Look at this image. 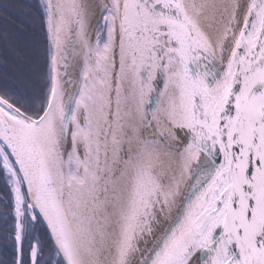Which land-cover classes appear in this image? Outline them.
Wrapping results in <instances>:
<instances>
[{"label": "snow or ice", "instance_id": "1", "mask_svg": "<svg viewBox=\"0 0 264 264\" xmlns=\"http://www.w3.org/2000/svg\"><path fill=\"white\" fill-rule=\"evenodd\" d=\"M0 83V264H264V0H37Z\"/></svg>", "mask_w": 264, "mask_h": 264}, {"label": "trees", "instance_id": "2", "mask_svg": "<svg viewBox=\"0 0 264 264\" xmlns=\"http://www.w3.org/2000/svg\"><path fill=\"white\" fill-rule=\"evenodd\" d=\"M37 0H0V83L17 62L15 51L42 56L45 46Z\"/></svg>", "mask_w": 264, "mask_h": 264}]
</instances>
